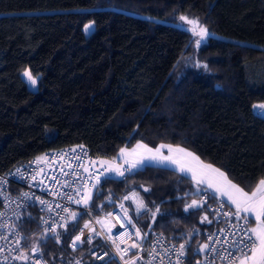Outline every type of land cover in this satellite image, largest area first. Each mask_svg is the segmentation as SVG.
<instances>
[{
  "label": "trees",
  "instance_id": "1",
  "mask_svg": "<svg viewBox=\"0 0 264 264\" xmlns=\"http://www.w3.org/2000/svg\"><path fill=\"white\" fill-rule=\"evenodd\" d=\"M182 13L218 35L197 47L192 30L178 24ZM25 67L38 75L37 89L23 78ZM260 103L264 0H0V171L78 142L104 156L136 141L168 142L253 191L264 178V114L253 108ZM201 190L178 170L144 164L102 180L89 204L109 209L136 191L146 205L132 213L143 239L163 231L186 244L190 263L210 228L203 204L187 207ZM39 215L28 208L17 226L51 264L87 256L94 242L73 247L82 219L54 238L37 231Z\"/></svg>",
  "mask_w": 264,
  "mask_h": 264
},
{
  "label": "built area",
  "instance_id": "2",
  "mask_svg": "<svg viewBox=\"0 0 264 264\" xmlns=\"http://www.w3.org/2000/svg\"><path fill=\"white\" fill-rule=\"evenodd\" d=\"M37 158H41L39 162ZM113 158L115 165H123L121 170L128 168L118 153L114 156L96 154L86 144L78 142L51 148L25 163L0 171V264H51L36 244L27 243L28 234L17 226L20 215L31 207L40 214L37 231L49 237H57L67 224L82 219L74 238L81 236V242L86 240L94 244L90 246L87 256L80 255L67 264H88L86 257H92L102 264L112 260H117L119 264H134L136 257L141 255L153 264H230L241 256L240 249L244 245L240 241L247 240L245 231L252 228L251 219L246 223L242 218L244 213L235 215V206L208 188H203L198 196L210 221V228L205 231L202 243L208 247H202L200 256L190 263H187L186 244L176 242L163 231H154L144 240L139 224L123 199L114 200L109 209L97 208L89 203L87 206L77 204L75 201L81 200L88 188L93 193L102 180L121 179L130 172L124 171V175L120 176L115 171H106L109 165L102 161L112 162ZM93 161L96 163L93 164ZM138 168L136 166L131 171ZM97 175H100L99 183L95 179ZM131 194L129 192L126 196ZM129 200L136 206L134 199ZM72 212L77 214L76 219L71 218ZM86 223L89 224L88 228H85ZM137 229L141 234L139 237L136 235ZM132 243L139 247L130 248ZM181 244L185 245L183 252ZM34 248L37 250L33 251ZM126 248L128 251H123ZM21 256H27V259H19Z\"/></svg>",
  "mask_w": 264,
  "mask_h": 264
},
{
  "label": "snow or ice",
  "instance_id": "3",
  "mask_svg": "<svg viewBox=\"0 0 264 264\" xmlns=\"http://www.w3.org/2000/svg\"><path fill=\"white\" fill-rule=\"evenodd\" d=\"M180 19L182 21H186L188 24L193 25L192 32L194 35L199 36L200 39L196 41L197 47L200 46L202 40L205 36L208 35V31L206 28L199 24L198 20L189 19L186 16H181ZM93 23L84 25L85 31H88L92 28ZM197 29H199L197 31ZM199 66V65H197ZM207 67V65H204ZM24 75L28 78L31 84L35 85L37 80L31 74L30 71H25ZM253 108H258L264 114V103H260L257 105H253ZM167 148L169 150V155H163L161 149ZM147 154V155H145ZM119 155L124 158V163L128 165V168L125 170H121L123 165H115L113 158L112 162L102 161V163L108 164L109 166L106 168V171L117 172L120 176L124 175V171H131L132 168H135L139 164H143L145 160H158L159 162H168L170 164H174L177 166L180 172H191L192 179L196 181L197 185H201L207 183L209 188H214L216 192H219L221 196L227 197L228 201L231 204L235 205L236 213L235 215L240 216L241 213H245L244 217H242L247 223L249 217H254L256 226L253 228H249L245 231V235L247 236V240H241L240 244L244 245V248L240 249L241 256L236 258L239 264H264V178H261L256 187L250 193L245 191L244 188L240 187L237 184H234L228 176L222 172L219 168L213 167L211 164H204L200 161L198 156H195L193 153L187 151L184 148L177 147L173 149L172 145L161 144L159 147L152 149L148 147V145L143 143H137L134 149L121 148ZM41 158H37V162H39ZM44 159H47L45 157ZM195 162V163H193ZM93 164L96 162L93 161ZM71 167V165H68ZM85 171H88L85 168ZM103 175V173H101ZM33 180L36 179L35 176L32 177ZM96 182H100V175L95 177ZM95 187V185H93ZM147 191V189H145ZM68 199H72V197H68ZM92 199V190L88 188L85 192L84 196L81 200H76L77 204L83 203L85 206L88 205L89 201ZM125 200L134 199L136 202V211L140 212L141 209H144L146 205L143 200L137 198L136 193H132L130 196H125ZM44 203V201H41ZM202 202L193 200L190 205L187 207L193 208L198 207ZM123 207V205H121ZM159 209H157V212ZM127 215V213H125ZM77 214L75 212L71 213V218L76 219ZM155 216V213L153 214ZM206 219V217H205ZM99 223V221H97ZM130 222V221H129ZM89 224H85V228H88ZM112 227H115L113 225ZM54 231V229H53ZM83 235V233H81ZM136 235L139 237L140 231L136 230ZM131 234H129L130 238ZM211 239V237L209 238ZM81 236H77L75 241L73 242V247H75L76 241H80ZM115 243V241H113ZM139 245L136 243H132L130 248H138ZM185 245L181 244L180 249L183 252ZM204 248H207L208 245H203ZM37 249H33L36 251ZM118 247V251H119ZM123 251L127 252L128 249H124ZM250 253V254H249ZM101 258L102 257H98ZM19 259H27V256H21ZM234 264V262H233Z\"/></svg>",
  "mask_w": 264,
  "mask_h": 264
},
{
  "label": "crops",
  "instance_id": "4",
  "mask_svg": "<svg viewBox=\"0 0 264 264\" xmlns=\"http://www.w3.org/2000/svg\"><path fill=\"white\" fill-rule=\"evenodd\" d=\"M137 143H143V144H146V145H148V147H150V148H152V149H155V148H157V147H159V145H161V144H166V145H172V147H173V149H175V148H177V147H180V148H184V149H186L187 151H189V152H191V153H193L195 156H198L199 157V155L197 154V153H195L192 149H190V148H187V147H185V146H183V145H180V144H172V143H168V142H159L158 144H155V145H150V144H148V143H146V142H144V141H136V142H134L131 146H123L122 148H127V149H129V150H131V149H134L135 147H136V145H137ZM119 152H120V150H119ZM119 152H118V154H119ZM161 152H162V154L163 155H169V150L167 149V148H164V149H161ZM145 155H147V154H145ZM200 158V161H202L204 164H211L213 167H215V168H219L222 172H224L225 174H226V172L224 171V169L222 170L220 167H218L217 165H215L214 163H208V162H206V161H204L201 157H199ZM193 163H195V162H193ZM144 164H152V165H159V166H164V167H166V166H168V167H171V168H173V169H175V170H178V168H177V166L176 165H174V164H170V163H168V162H163V163H161V162H159L158 160H145L144 161V163L143 164H139V165H137V167H142ZM179 171V170H178ZM182 173V172H181ZM183 174H185V175H187V176H190L191 178H192V173L191 172H183ZM227 176H228V174H226ZM228 178L231 180V178L228 176ZM193 180V179H192ZM194 181V180H193ZM234 184H237V185H239L237 182H234L233 180H231ZM194 183H195V185H196V187H198V190H201V188H208V189H210L211 191H214L215 193H217V194H219L220 195V193L219 192H216V190L214 189V188H209L208 187V185H207V183H204V184H201V185H197V183H196V181H194ZM240 187H242L241 185H239ZM243 188V187H242ZM245 191H247V192H251V191H249V190H246V189H244ZM223 197V196H222ZM226 199H227V197H225ZM228 200V199H227ZM230 202V201H229ZM231 203V202H230ZM201 205H202V203H201ZM233 205V204H232ZM204 206V205H203ZM233 206H235V205H233ZM205 209V208H204ZM245 214V213H244ZM245 215H247V214H245ZM205 217H206V219H205ZM249 219H251V227L253 228V227H255L256 226V222H255V219H254V217H249ZM201 220L202 221H205L206 223H209L210 224V221H209V216H208V213H207V210L205 209L204 210V212L202 213V215H201ZM203 247V246H202Z\"/></svg>",
  "mask_w": 264,
  "mask_h": 264
},
{
  "label": "rangeland",
  "instance_id": "5",
  "mask_svg": "<svg viewBox=\"0 0 264 264\" xmlns=\"http://www.w3.org/2000/svg\"><path fill=\"white\" fill-rule=\"evenodd\" d=\"M181 16H186V17H188L189 19L198 20V21H199V24H200L201 26H203L204 28L207 29V31H208V35L205 36V37L203 38L202 43H204V42L206 41V39H207V37H208L209 35H216V36L218 35V33L216 34L212 29H210L209 27H207L206 25H204V24L200 21V19H199L198 16H195V15H192V14H188V13H182V15L179 16V18H178V21H179L178 24H180L181 26L184 25L185 27L190 28L191 30H192V28L194 27L193 25L188 24L186 21H182V20L180 19ZM90 22L93 23V26H92V28H91L90 30H88V31H85V28H84V31H85L86 33H90V32L92 31L94 25H95L93 20H91V21L85 23V25H86V24H89ZM198 30H199V29H197V31H198ZM194 36H195V40H196V41H197L198 39H200L199 36H196V35H194ZM202 43H201V44H202ZM26 70H27V71H30L31 74L36 78L37 82H36L35 85L31 84V82L28 80V78L24 75V72H25ZM22 76H23L24 79L27 80L28 85H29L30 88H32V89H37V87H38V77H37L38 75H37V74L35 75V74L31 71V69H29L28 67H25V70H23V72H22ZM133 192H135V193L137 194L138 199L141 200L139 194H138L136 191H133ZM133 192H132V193H133ZM126 195H128V193H127ZM126 195H125V196H126ZM125 196H124V197H125ZM124 197H123V198H124ZM123 200L125 201V203H126V201H129V202H130V204L126 203V205H127L128 208L130 209L131 213H133V212H134L135 214H139V213H140V212L137 213V211H136V206H135L134 204H132V201H130L129 199H128V200L123 199ZM144 204H145V203H144ZM249 254H250V253H249ZM136 258H137V259L135 260L134 264H142L141 261H140V259H139L138 257H136ZM86 260H87V263L90 262L89 258H87ZM215 264H223V263H215ZM230 264H233V263H230ZM234 264H239L238 260H237V261H234Z\"/></svg>",
  "mask_w": 264,
  "mask_h": 264
}]
</instances>
